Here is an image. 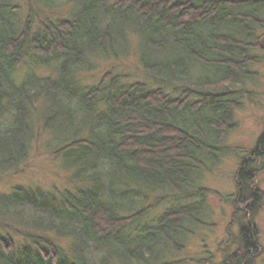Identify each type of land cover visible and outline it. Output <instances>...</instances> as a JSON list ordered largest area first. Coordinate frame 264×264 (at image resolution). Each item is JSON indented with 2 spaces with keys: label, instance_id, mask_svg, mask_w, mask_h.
<instances>
[{
  "label": "trees",
  "instance_id": "16d2710c",
  "mask_svg": "<svg viewBox=\"0 0 264 264\" xmlns=\"http://www.w3.org/2000/svg\"><path fill=\"white\" fill-rule=\"evenodd\" d=\"M130 40L143 79L107 72L75 85L89 56L127 57ZM254 50L264 52V0H0V174L47 135L75 182L0 194V229L30 243L16 254L0 235V264H180L169 258L198 221V182L219 163ZM258 162L264 132L235 174L244 209L233 216L246 223L223 264H254L245 218L260 198ZM167 197L174 204L151 218Z\"/></svg>",
  "mask_w": 264,
  "mask_h": 264
},
{
  "label": "rangeland",
  "instance_id": "374dc122",
  "mask_svg": "<svg viewBox=\"0 0 264 264\" xmlns=\"http://www.w3.org/2000/svg\"><path fill=\"white\" fill-rule=\"evenodd\" d=\"M61 11L58 10V13ZM130 41L131 52L127 57L112 59L100 55L89 56L84 65L72 75L75 85L94 86L107 72L123 75L121 83L143 79L132 50L136 42ZM252 55L257 61L248 66L253 74L240 84L241 106L233 111L234 126L228 131L221 146L223 152L219 163L204 170L198 182V186L207 189L203 197H196L195 205L200 207L196 216L198 221L188 228L190 234L180 239L181 249L171 254L170 261H178L180 264H223L238 248L239 230L246 222L241 217L236 219L235 214L233 216L236 194L242 190L237 188L235 174L242 157L248 156L264 132V52L254 50ZM53 151V141L47 135H41L33 141L25 163L14 172L0 174V194L8 195L17 188L38 189L51 194L63 189L70 190L75 182L70 172L61 168ZM250 172V191L257 192L260 198L255 203L252 216L247 215L245 219L257 232L254 264H264V163L258 162ZM174 202L175 199L167 197L158 208L149 212V216L153 218ZM251 204L248 202V205ZM243 209L244 206L237 205L236 215ZM0 235L9 237L15 245L16 254L26 249L29 243L13 231L0 229ZM55 242L65 252L69 251L68 239H57Z\"/></svg>",
  "mask_w": 264,
  "mask_h": 264
}]
</instances>
